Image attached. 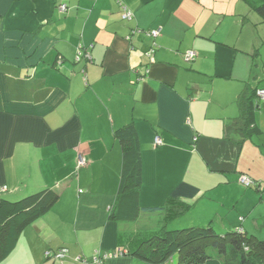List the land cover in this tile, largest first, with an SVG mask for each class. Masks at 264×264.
Listing matches in <instances>:
<instances>
[{
    "label": "crops",
    "instance_id": "obj_1",
    "mask_svg": "<svg viewBox=\"0 0 264 264\" xmlns=\"http://www.w3.org/2000/svg\"><path fill=\"white\" fill-rule=\"evenodd\" d=\"M190 51L197 57L187 62ZM257 87L264 18L246 0H0V188L9 199L46 188L60 195L0 264H86L118 251L119 233L158 230L160 213L133 224L109 216L123 164L114 133L129 124L142 150V207L174 197L197 213L176 225L257 233L264 100L254 101L259 134L243 141L227 128L241 116L239 97ZM243 175L259 190L247 191Z\"/></svg>",
    "mask_w": 264,
    "mask_h": 264
},
{
    "label": "trees",
    "instance_id": "obj_2",
    "mask_svg": "<svg viewBox=\"0 0 264 264\" xmlns=\"http://www.w3.org/2000/svg\"><path fill=\"white\" fill-rule=\"evenodd\" d=\"M246 1L264 18V0ZM261 90L264 88L245 89L238 101L241 116L227 127L243 141L260 133L253 126V113L254 101L262 100L258 96ZM114 139L122 148L123 164L120 189L111 207L110 219L133 224L143 213L163 216L158 230L119 233L118 246L125 251V257L150 264H264V240L248 236L240 228L219 234L212 224H174L192 210V203L169 197L161 207H142L139 203L143 184L142 150L133 124L117 130ZM252 188H258L257 184ZM7 191L0 188V262L15 250L25 229L49 213L60 199V195L50 188L18 199L7 198Z\"/></svg>",
    "mask_w": 264,
    "mask_h": 264
},
{
    "label": "built area",
    "instance_id": "obj_3",
    "mask_svg": "<svg viewBox=\"0 0 264 264\" xmlns=\"http://www.w3.org/2000/svg\"><path fill=\"white\" fill-rule=\"evenodd\" d=\"M60 9H61V11L64 12V11H66L67 8L65 5H63V6H61ZM122 11H123L122 12L123 19H125V20H132L133 19V13L125 5L122 6ZM159 34H160L159 30H154V31L150 32V36L153 39L158 38ZM154 53H155L154 49L151 50L149 53V56L152 57V60H153ZM80 56H82V53H79L78 60H80ZM87 57H89V55H87ZM196 57H197V53L194 51H190L185 55V60L187 62H192L196 59ZM258 96L262 100H264V90L259 91ZM159 142H160V139H157L156 143H159ZM79 165H81V166L86 165L85 160L81 156L79 157ZM240 183L243 186H245L246 188H252V187L256 186L255 181L251 177H249L248 175H243L240 179ZM7 189L8 188L6 186L2 187V191H7ZM124 254H125V251L123 249H119L116 252H105V253L99 252L93 257L92 261H87L86 264H106L108 261H110L112 259H117V258L123 257ZM61 255H62V253L60 254V256Z\"/></svg>",
    "mask_w": 264,
    "mask_h": 264
},
{
    "label": "rangeland",
    "instance_id": "obj_4",
    "mask_svg": "<svg viewBox=\"0 0 264 264\" xmlns=\"http://www.w3.org/2000/svg\"><path fill=\"white\" fill-rule=\"evenodd\" d=\"M247 191H255V188H250V189H248ZM263 192H264V190H263ZM262 192V193H263ZM258 195V197H260V194L258 193L257 194ZM246 200H247V198H246ZM243 201H244V199H243ZM260 201V198H258L257 199V202H256V204L258 203ZM242 207V206H241ZM193 208H194V206H193ZM255 210L257 209V211L255 212V215L254 216H252V218L254 219V220H259L260 221V217L261 216H263V219H264V201L261 203V204H259V205H257V207H255L254 208ZM196 211V207L194 208V212ZM195 214L197 215V213L195 212ZM243 216H248V215H244L243 214ZM242 221V220H241ZM207 223H208V221H206ZM250 222L252 223V220H250ZM262 223L261 224H263V220L261 221ZM148 223L150 224V225H152V224H154L155 225V223L153 222V221H148ZM195 224H197V223H195ZM209 224V223H208ZM241 224H243L244 225V223H241L240 221H239V218H238V223H237V226H240ZM149 225V226H150ZM253 225L255 226V228L257 229V233H253V232H251L249 235H251V234H255L254 236H256L258 239H260V240H264V228H260V230H258L259 228L258 227H256V223H254L253 222ZM187 226V225H186ZM173 227H170V229H172ZM216 229V228H215ZM254 229V228H253ZM216 231H217V229H216ZM256 232V231H255ZM224 234V233H223ZM135 264H150V263H147V262H142V261H137V262H135Z\"/></svg>",
    "mask_w": 264,
    "mask_h": 264
}]
</instances>
